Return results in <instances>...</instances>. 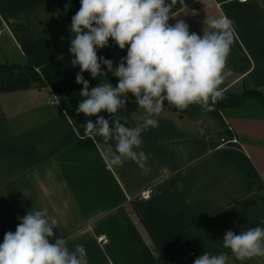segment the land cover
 Instances as JSON below:
<instances>
[{
	"label": "crops",
	"instance_id": "crops-1",
	"mask_svg": "<svg viewBox=\"0 0 264 264\" xmlns=\"http://www.w3.org/2000/svg\"><path fill=\"white\" fill-rule=\"evenodd\" d=\"M173 13L169 24L182 19L198 35L207 16L227 17L235 41L215 110L164 107L159 126L142 134L147 173L132 161L109 166L102 147L77 137L86 120H96L77 113L81 101L36 87L25 71L0 77V243L18 217L47 208L59 221L55 238L70 249L83 244L89 264H194L189 245L220 254L228 252L226 231L264 227V106L234 105L245 91L264 93L262 1L183 0L182 7L178 0ZM75 14L73 0H0V65L70 73ZM97 54L115 68L127 48L110 39ZM143 116L133 111L132 127ZM222 138L237 143L221 146ZM228 264H264V257L241 261L229 252Z\"/></svg>",
	"mask_w": 264,
	"mask_h": 264
},
{
	"label": "clouds",
	"instance_id": "clouds-1",
	"mask_svg": "<svg viewBox=\"0 0 264 264\" xmlns=\"http://www.w3.org/2000/svg\"><path fill=\"white\" fill-rule=\"evenodd\" d=\"M177 3L80 0L81 6L72 17L71 64L79 66L76 83L83 85L79 93L83 99L76 111L96 117L95 122L85 121L84 134L77 130V137L91 138L102 147L105 162L111 167L132 161L145 173L150 171L148 157L141 149L142 134L159 126L157 117L164 111L165 102L180 111L198 105L202 111L211 112L224 98L221 85L235 41L234 22L227 17L207 16L203 35L190 33L182 19L169 24L170 18L177 16L173 13ZM179 3L183 7V0ZM110 39L121 50L127 48L126 57L115 68L111 59L97 54ZM102 65L118 78L117 85L108 81L89 90L83 73H90L93 79L106 76ZM129 94L144 112L142 123L135 127L114 118L126 109ZM101 112L108 113L109 118ZM18 219L16 231L6 232L0 243V264H89L83 244L70 249L65 238H55L53 230L59 228V221L47 208L28 211ZM222 243L228 252L204 253L194 264H228L229 252L241 261L264 257V227L248 228L239 234L228 230Z\"/></svg>",
	"mask_w": 264,
	"mask_h": 264
},
{
	"label": "trees",
	"instance_id": "trees-1",
	"mask_svg": "<svg viewBox=\"0 0 264 264\" xmlns=\"http://www.w3.org/2000/svg\"><path fill=\"white\" fill-rule=\"evenodd\" d=\"M73 3L76 8V12L80 8V0H73ZM263 11H264V0L262 1ZM102 70L105 72L104 68L102 67ZM14 71H25L32 79L33 83L36 87H49L53 90V92L57 95L60 93H67L66 96L69 97L72 101H81L83 97L80 96V91L83 88V85L76 83V74L80 72L79 66H75V68L66 75H55L47 71L39 72L35 70V68L31 64H27L24 67L18 66V65H0V77L10 74ZM106 73V72H105ZM83 76L86 80L89 81V84L92 86H97L100 83H107L108 81L113 85L116 86L118 83V79H115L108 74L106 76L98 77L97 79H93L91 77V74L88 72H84ZM129 102L126 105V109H122L120 111L121 115L120 117H114L121 119V122L127 121V126L132 127V124L129 120L130 115L133 111H135L138 108V105L135 102V97L131 96L129 94ZM253 99L258 101L261 105L264 106V93H260L258 91H245L234 103V105H241L246 100ZM164 107H167L173 111L182 113L183 111H180L176 109L175 107L169 105L167 102H165ZM101 115H103L106 119L109 118V114L106 112H101ZM189 249L193 252L192 258H197L199 255H202L204 253H219L217 250L212 249L204 244H191L189 245ZM163 260H171L170 258H167L165 256H161Z\"/></svg>",
	"mask_w": 264,
	"mask_h": 264
},
{
	"label": "built area",
	"instance_id": "built-area-1",
	"mask_svg": "<svg viewBox=\"0 0 264 264\" xmlns=\"http://www.w3.org/2000/svg\"><path fill=\"white\" fill-rule=\"evenodd\" d=\"M240 2L242 3H246L247 0H239ZM237 141L235 138H222L221 139V146H229V145H233V144H236ZM151 191L150 190H147L145 192H142L141 194V197L143 199H149L150 195H151Z\"/></svg>",
	"mask_w": 264,
	"mask_h": 264
},
{
	"label": "rangeland",
	"instance_id": "rangeland-1",
	"mask_svg": "<svg viewBox=\"0 0 264 264\" xmlns=\"http://www.w3.org/2000/svg\"><path fill=\"white\" fill-rule=\"evenodd\" d=\"M261 1H263V0H261ZM92 87H94V86H92V85L89 84V90H91ZM66 94H67V93L65 92V93H60L59 95H60V96H64V95H66ZM120 115H121L120 112H118V113L116 114L117 117H120Z\"/></svg>",
	"mask_w": 264,
	"mask_h": 264
}]
</instances>
